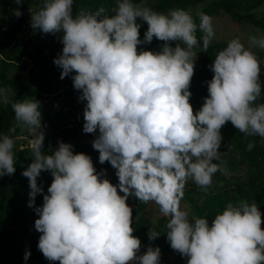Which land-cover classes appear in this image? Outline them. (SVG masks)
I'll use <instances>...</instances> for the list:
<instances>
[{
  "label": "clouds",
  "instance_id": "9594fccd",
  "mask_svg": "<svg viewBox=\"0 0 264 264\" xmlns=\"http://www.w3.org/2000/svg\"><path fill=\"white\" fill-rule=\"evenodd\" d=\"M73 3L43 0L31 13V27L60 34L62 52L53 64L61 80L71 78L84 104L82 131L95 137L91 145L98 162L115 169L118 184L103 178L106 170L98 172L91 156L76 153L70 143L58 141L51 154L44 152L41 102L13 103L15 121L31 136L32 162L21 175L28 179V207L38 217V251L52 264H160L159 247L139 254L141 241L127 203L132 198L158 206L167 218L166 239L187 264H264V220L255 201L228 203L211 223L190 219L181 207L189 181L207 192L213 176L224 171L219 149L226 123L264 139V103H256L262 91L258 56L239 38L230 40L209 65L208 95L194 110L189 89L196 33L204 34L207 52L215 37L211 16L199 12L197 25L186 10L165 14L132 0H117L110 16L103 7L74 15ZM14 15L22 13L17 9ZM138 20L148 26L143 40ZM154 38L163 42L159 51L139 47ZM249 44L264 50V37L251 36ZM8 92L0 88V105L9 103ZM14 145L12 137L0 135V179L16 172ZM253 147L249 143L247 150ZM42 172L52 176L46 193L38 185ZM160 235L147 233L150 241ZM30 256L26 250L24 261Z\"/></svg>",
  "mask_w": 264,
  "mask_h": 264
},
{
  "label": "trees",
  "instance_id": "16d2710c",
  "mask_svg": "<svg viewBox=\"0 0 264 264\" xmlns=\"http://www.w3.org/2000/svg\"><path fill=\"white\" fill-rule=\"evenodd\" d=\"M207 0H132L133 3L151 7L154 11L167 14L173 9L188 11L190 7L204 4ZM43 0H0V88L9 90V103L0 105V135H7L15 140L14 154L16 172L12 176L0 179V264H52L37 249L39 233L34 230V221L38 217L28 207L30 191L28 179L21 175L32 162V150L29 146L31 136L18 126L14 119L12 104L24 100H39L45 141L44 152L58 147V141L70 143L76 153L91 156L97 171L106 170V177L114 185L118 184L115 169L109 163L98 162L99 153L92 148V134H84L83 107L78 102L79 93L74 90L72 80L67 77L60 79L61 70L53 64V59L62 52L63 45L59 42L60 34L44 35L31 27V13L42 6ZM117 0H74L73 14L81 10L95 12L105 9V14L112 15L111 9ZM264 0H212L201 12L209 16L224 14L235 24H246L264 31V11L259 9ZM22 15L17 18L15 10ZM197 25L199 18L193 16ZM140 39L143 40L147 24L142 21ZM199 46L194 49L197 54L195 74L191 81L190 103L194 110H199L203 98L208 95L205 81L212 79L213 73L209 65L213 63L217 53L226 48L229 41L212 40L207 52L203 50L202 32L197 30ZM177 42H171L175 47ZM163 42L155 38L151 44L139 46L142 50L159 51ZM184 47V45H181ZM259 60L261 53H256ZM196 57H194L195 59ZM12 73V74H10ZM262 91L256 103H264V70L261 67ZM61 99V100H60ZM60 101V102H59ZM61 107L55 110V103ZM222 143L219 151L222 155L223 172L213 176V185L207 192L189 181L185 188L184 199L181 201L183 210L188 211L189 218L203 217L211 219L221 213L228 203L238 204L255 201L264 220V139L259 136L249 137L239 132L231 122L221 129ZM253 143L251 151L247 145ZM220 163L219 161H214ZM52 182L48 172L38 177V185L45 193ZM42 196L37 195L36 206L42 205ZM133 208L134 236L140 239L139 254H144L149 246L161 249L160 264H187V258L174 252L166 239L165 227L167 218L160 212L154 221L147 213V204L130 199ZM264 228V224H262ZM152 229L161 235L150 241L147 233ZM31 252L27 262L23 257L25 251Z\"/></svg>",
  "mask_w": 264,
  "mask_h": 264
},
{
  "label": "rangeland",
  "instance_id": "374dc122",
  "mask_svg": "<svg viewBox=\"0 0 264 264\" xmlns=\"http://www.w3.org/2000/svg\"><path fill=\"white\" fill-rule=\"evenodd\" d=\"M211 1L212 0H207L204 4H199L194 7L192 6L189 8L188 12H190L193 16L194 15L198 16V13L202 11L204 6L210 4ZM260 11H264V5L259 9L257 13L259 16H260L259 13ZM212 20H213V28L215 31V37L213 38L214 40L230 41L234 38H239L246 48L251 47L252 51L255 54L258 52L262 54L261 67L264 70V50L259 49L255 46H251L249 44V37L251 36H257L258 38L264 37V31H260L259 29L246 24H235L230 20L228 16L224 14H220L218 16H212ZM261 80H263V78H261ZM56 105L57 107L55 109L58 110L60 108V105H58V103ZM130 199L131 198H129L127 203L133 209L135 207V204L131 202ZM147 213L150 219L154 221L159 213L158 206H156L154 203L147 204Z\"/></svg>",
  "mask_w": 264,
  "mask_h": 264
},
{
  "label": "built area",
  "instance_id": "2783aa9c",
  "mask_svg": "<svg viewBox=\"0 0 264 264\" xmlns=\"http://www.w3.org/2000/svg\"><path fill=\"white\" fill-rule=\"evenodd\" d=\"M77 103L81 104V106L84 108V104L83 103H80V102H77Z\"/></svg>",
  "mask_w": 264,
  "mask_h": 264
}]
</instances>
